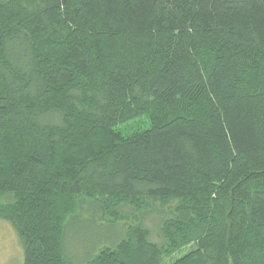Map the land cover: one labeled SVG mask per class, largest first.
Returning <instances> with one entry per match:
<instances>
[{
    "label": "trees",
    "instance_id": "trees-1",
    "mask_svg": "<svg viewBox=\"0 0 264 264\" xmlns=\"http://www.w3.org/2000/svg\"><path fill=\"white\" fill-rule=\"evenodd\" d=\"M0 220L24 264H264V0H0Z\"/></svg>",
    "mask_w": 264,
    "mask_h": 264
},
{
    "label": "rangeland",
    "instance_id": "rangeland-1",
    "mask_svg": "<svg viewBox=\"0 0 264 264\" xmlns=\"http://www.w3.org/2000/svg\"><path fill=\"white\" fill-rule=\"evenodd\" d=\"M80 242L76 239V243ZM78 246V247H77ZM76 246L82 250L79 244ZM72 254L79 255L70 244ZM0 264H24V251L17 233L11 225L0 220Z\"/></svg>",
    "mask_w": 264,
    "mask_h": 264
}]
</instances>
